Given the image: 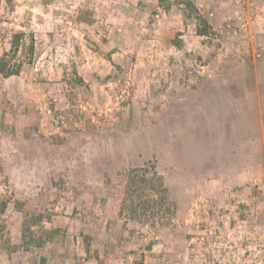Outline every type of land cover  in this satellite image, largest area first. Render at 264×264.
<instances>
[{"label": "rangeland", "instance_id": "rangeland-1", "mask_svg": "<svg viewBox=\"0 0 264 264\" xmlns=\"http://www.w3.org/2000/svg\"><path fill=\"white\" fill-rule=\"evenodd\" d=\"M0 264H264V0H0Z\"/></svg>", "mask_w": 264, "mask_h": 264}, {"label": "trees", "instance_id": "trees-1", "mask_svg": "<svg viewBox=\"0 0 264 264\" xmlns=\"http://www.w3.org/2000/svg\"><path fill=\"white\" fill-rule=\"evenodd\" d=\"M18 46H19L18 41H13V47L14 48H17ZM2 69H6V64H4V67ZM13 73H17V70L15 71L14 69H10V70H8V72L6 73V75L8 76V75L13 74Z\"/></svg>", "mask_w": 264, "mask_h": 264}]
</instances>
